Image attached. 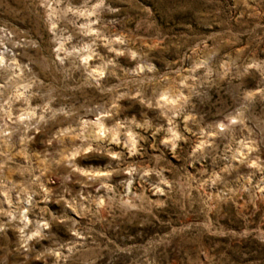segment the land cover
<instances>
[{"label": "rangeland", "instance_id": "rangeland-1", "mask_svg": "<svg viewBox=\"0 0 264 264\" xmlns=\"http://www.w3.org/2000/svg\"><path fill=\"white\" fill-rule=\"evenodd\" d=\"M0 56V264H264V0H0Z\"/></svg>", "mask_w": 264, "mask_h": 264}, {"label": "bare ground", "instance_id": "bare-ground-1", "mask_svg": "<svg viewBox=\"0 0 264 264\" xmlns=\"http://www.w3.org/2000/svg\"><path fill=\"white\" fill-rule=\"evenodd\" d=\"M2 56H0V63L2 62ZM12 65V67H16V64L15 63H13V64H11ZM16 97L18 96V95H15ZM166 98V97H165ZM165 98L163 99V101L161 100H159L160 102H162V103H164L165 105L164 106H166V107H169L170 105H168L167 103H165L164 101H165ZM159 104V103H158ZM171 107H173V106H171ZM8 115V114H7ZM101 122V121H100ZM97 125H98V130L100 129V130H102V127H101V123H97ZM221 125H223L222 123L220 124V126ZM226 125V124H225ZM99 130V131H100ZM133 148V147H132ZM248 150H250V147H248L247 145H242V148H241V150L240 151H238L237 152V154H238V156H240L241 154H243L242 153V151H247L248 152ZM245 153V152H244ZM24 214V213H23ZM26 216V215H25ZM26 220V219H25ZM25 225V224H24Z\"/></svg>", "mask_w": 264, "mask_h": 264}]
</instances>
